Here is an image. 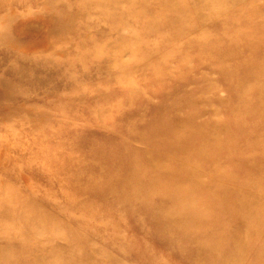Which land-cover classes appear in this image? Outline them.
<instances>
[{"label": "rangeland", "instance_id": "rangeland-1", "mask_svg": "<svg viewBox=\"0 0 264 264\" xmlns=\"http://www.w3.org/2000/svg\"><path fill=\"white\" fill-rule=\"evenodd\" d=\"M261 263L264 0H0V264Z\"/></svg>", "mask_w": 264, "mask_h": 264}, {"label": "bare ground", "instance_id": "bare-ground-1", "mask_svg": "<svg viewBox=\"0 0 264 264\" xmlns=\"http://www.w3.org/2000/svg\"><path fill=\"white\" fill-rule=\"evenodd\" d=\"M254 172H255V174L258 175V176L261 175L260 173H258V169H255ZM257 173H258V174H257ZM257 196H259V193H258ZM256 206H259L258 203H257V204L255 203V204H253V205H250V213H249V215H250V214H254V210H255ZM257 208H258V207H257ZM261 264H264V263H261Z\"/></svg>", "mask_w": 264, "mask_h": 264}]
</instances>
